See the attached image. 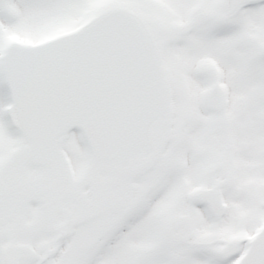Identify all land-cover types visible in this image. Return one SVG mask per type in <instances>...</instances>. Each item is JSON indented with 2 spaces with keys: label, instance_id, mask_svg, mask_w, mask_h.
Masks as SVG:
<instances>
[{
  "label": "snow or ice",
  "instance_id": "1",
  "mask_svg": "<svg viewBox=\"0 0 264 264\" xmlns=\"http://www.w3.org/2000/svg\"><path fill=\"white\" fill-rule=\"evenodd\" d=\"M0 264H264V0H0Z\"/></svg>",
  "mask_w": 264,
  "mask_h": 264
},
{
  "label": "water",
  "instance_id": "2",
  "mask_svg": "<svg viewBox=\"0 0 264 264\" xmlns=\"http://www.w3.org/2000/svg\"><path fill=\"white\" fill-rule=\"evenodd\" d=\"M72 130L77 131V133H79V132L81 131L79 128H74V129H72Z\"/></svg>",
  "mask_w": 264,
  "mask_h": 264
}]
</instances>
